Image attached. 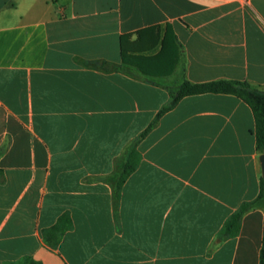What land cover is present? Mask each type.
Segmentation results:
<instances>
[{
	"label": "crops",
	"instance_id": "1",
	"mask_svg": "<svg viewBox=\"0 0 264 264\" xmlns=\"http://www.w3.org/2000/svg\"><path fill=\"white\" fill-rule=\"evenodd\" d=\"M165 35L149 73L122 61ZM184 79L264 90V0H0V264H259L261 208L220 233L262 178L233 94L163 113L114 206L104 177Z\"/></svg>",
	"mask_w": 264,
	"mask_h": 264
},
{
	"label": "trees",
	"instance_id": "2",
	"mask_svg": "<svg viewBox=\"0 0 264 264\" xmlns=\"http://www.w3.org/2000/svg\"><path fill=\"white\" fill-rule=\"evenodd\" d=\"M174 39V37H173ZM172 39V40H173ZM171 42L165 35L161 41V50L155 56H130L127 57L124 49L121 50V59L123 62H130L136 64L139 69L144 73L151 71L145 65L147 60H162L164 53H168L171 50ZM176 51L174 52L171 61L168 66L158 73H168L172 65L175 62ZM110 68L122 71L128 75L134 76V73L123 67L115 66L107 62H103ZM169 94V101L162 105L159 110L155 113L152 120L147 126L126 146L120 160L116 164L114 170L104 177L112 189V197L114 206L116 207L117 200L120 195V189L128 175L134 170L139 162V152L136 149L137 143L153 128L159 117L174 107L176 103L184 96L207 93V92H219L233 94L244 102H246L251 108L254 117V136L255 146L259 153H264V90L258 89L246 81L235 80V79H217L205 82H191L184 79L180 84L176 86L167 87ZM261 208L264 212V193H263V180H260V188L257 195L250 200L243 201L240 206L235 210L225 221L220 233L232 235L236 232L238 221L242 214L250 209ZM32 264H41L38 261L32 260ZM259 264H264V219H263V230H262V241L259 252Z\"/></svg>",
	"mask_w": 264,
	"mask_h": 264
},
{
	"label": "water",
	"instance_id": "3",
	"mask_svg": "<svg viewBox=\"0 0 264 264\" xmlns=\"http://www.w3.org/2000/svg\"><path fill=\"white\" fill-rule=\"evenodd\" d=\"M259 161H260L261 172H262L263 193H264V153H260V155H259Z\"/></svg>",
	"mask_w": 264,
	"mask_h": 264
},
{
	"label": "rangeland",
	"instance_id": "4",
	"mask_svg": "<svg viewBox=\"0 0 264 264\" xmlns=\"http://www.w3.org/2000/svg\"><path fill=\"white\" fill-rule=\"evenodd\" d=\"M31 261L32 259L26 258L24 260H21L19 263H15V264H32Z\"/></svg>",
	"mask_w": 264,
	"mask_h": 264
}]
</instances>
